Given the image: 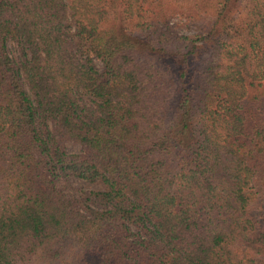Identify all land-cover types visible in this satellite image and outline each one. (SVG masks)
Masks as SVG:
<instances>
[{
  "label": "trees",
  "instance_id": "1",
  "mask_svg": "<svg viewBox=\"0 0 264 264\" xmlns=\"http://www.w3.org/2000/svg\"><path fill=\"white\" fill-rule=\"evenodd\" d=\"M0 264H264V0H0Z\"/></svg>",
  "mask_w": 264,
  "mask_h": 264
},
{
  "label": "rangeland",
  "instance_id": "2",
  "mask_svg": "<svg viewBox=\"0 0 264 264\" xmlns=\"http://www.w3.org/2000/svg\"><path fill=\"white\" fill-rule=\"evenodd\" d=\"M177 21L178 20H175L174 22H175V24L177 23L179 28H180V26L183 25V24L182 23L180 24V22H177ZM199 28H200V26H199V24H197V26L196 25L195 26L194 25L191 26L190 30H187V31H184L182 29H178V30H179L180 33L191 34L194 31H199ZM66 150L68 152L75 153V152L79 151V146L73 145L72 143H67L66 144ZM71 183L78 190L91 191V190H95V189L99 188L98 185H96V184H92V183H89L87 181L79 180V179H75V178H73L71 180Z\"/></svg>",
  "mask_w": 264,
  "mask_h": 264
}]
</instances>
